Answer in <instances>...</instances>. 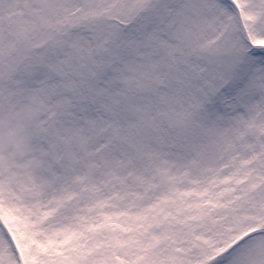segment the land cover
<instances>
[{
    "label": "snow or ice",
    "instance_id": "6c2138e0",
    "mask_svg": "<svg viewBox=\"0 0 264 264\" xmlns=\"http://www.w3.org/2000/svg\"><path fill=\"white\" fill-rule=\"evenodd\" d=\"M0 264H264V0H0Z\"/></svg>",
    "mask_w": 264,
    "mask_h": 264
}]
</instances>
